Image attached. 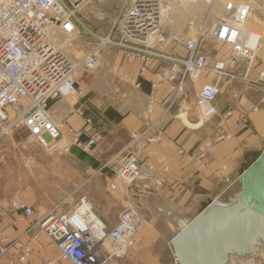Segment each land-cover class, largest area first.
Listing matches in <instances>:
<instances>
[{
  "label": "built area",
  "instance_id": "obj_1",
  "mask_svg": "<svg viewBox=\"0 0 264 264\" xmlns=\"http://www.w3.org/2000/svg\"><path fill=\"white\" fill-rule=\"evenodd\" d=\"M101 1L0 0V140L24 131L18 141L14 140L13 148L26 165L33 160L31 144L49 151L69 153L75 147L90 153L96 138L91 118L84 116V103H78L74 109V113L84 118L78 128L64 126L54 117L50 106L66 97L75 101L84 98L86 92L76 86L74 77L79 68L92 71L99 63L97 53L104 47L119 49L126 58L139 61L141 68L156 60L159 71L150 82L152 89L174 80L181 85L185 78L198 86L203 74H211V80L198 87L195 98L196 113L203 119L216 114L214 103L219 95V82L237 77L240 64L244 67L241 80L250 82L248 74L258 59L257 48L263 36L244 26L252 11L264 13L253 0H222V16L209 19L210 27H206L208 19L189 20L185 33H172L168 37L163 32L162 23L167 18L164 12L178 0H123L116 14L104 11L109 17L105 35L85 27L78 12L84 4ZM82 28L97 43L76 61L68 54L65 44L72 42ZM168 40L180 46L183 55L166 51L163 44ZM204 42L226 44L227 55L208 63L207 54L201 50ZM260 62L258 76L263 78L264 57ZM172 102V99L165 101L164 109L168 110ZM155 103L150 97L147 114ZM154 139V136L146 137L148 141ZM115 177L133 186L137 193L152 192L164 184L128 152L119 159ZM110 188L117 189L116 183L112 182ZM92 210L91 202L82 198L68 212L48 210L36 217L18 194L11 195L8 211L13 217L6 228L0 227V264H30L32 249L27 244L20 246L9 262L1 259L10 243L5 232L25 217L34 218V226L55 242L59 258L68 263L118 264L129 257L143 223L140 208L128 201L112 228L102 223L97 225L91 217ZM37 264L54 263L42 259Z\"/></svg>",
  "mask_w": 264,
  "mask_h": 264
},
{
  "label": "crops",
  "instance_id": "obj_2",
  "mask_svg": "<svg viewBox=\"0 0 264 264\" xmlns=\"http://www.w3.org/2000/svg\"><path fill=\"white\" fill-rule=\"evenodd\" d=\"M253 1L264 10V0ZM246 21H251L255 28L263 29L264 13L254 10ZM219 44L220 51L213 54L201 47L202 52L207 54L208 63L227 55L228 46ZM104 48L116 50L113 56L102 61L109 64L116 75V84L109 87V96L101 100L85 91L86 95L79 101L66 97L52 102L50 106L54 117L64 126L69 124L78 128L84 118L74 113V109L78 103H84V116L92 120L95 145L90 153L75 147L69 153L50 151L66 156L62 159L64 162L69 156L75 169L71 165H63L62 176L70 184L75 181L78 202L82 198L91 202L95 218L107 228L116 224L118 214L128 201L132 200L140 208L143 223L136 234L130 256L125 260L127 264H175L170 241L177 231L178 220L194 215L199 204L206 199L224 200L233 195L236 189L225 196L219 193L231 187L233 182H238V171L247 153L260 151L258 149L264 146V109L258 108L264 102V77L258 76L262 68L260 60L264 57V38L257 48L258 59L248 74L250 82L241 80L244 73L241 64L236 70L237 77L220 80L219 95L214 103L216 114L207 119L196 114L195 98L198 87L209 82L211 74H203L198 86L185 78L181 85L174 80L152 89L150 82L157 78L159 71L156 60L141 68L139 61L126 58L119 49L111 46ZM164 49L180 55L184 53L171 40ZM103 73L97 70L94 78H101ZM75 81L76 86L81 87V82ZM239 83L246 85L245 88L239 89ZM192 87L194 95L188 93ZM150 97L156 103L152 112L147 114ZM170 99L173 102L165 110L164 102ZM246 113L245 123L241 122V116L243 118ZM146 128L147 133L141 135ZM14 135L21 138L24 131ZM138 135L141 137L138 138ZM147 136H154L155 139L148 141ZM10 144L11 148L7 140L0 141L1 228H6L13 217L8 211L11 195L17 194L21 188H32L34 177L33 172L24 170V165H27L15 154L14 141ZM35 150L41 149L30 146L31 152L35 153ZM41 151L45 153V149ZM126 152L134 155L164 184L152 192L137 193L133 186L118 180L115 167ZM80 153L86 154L89 159L80 160ZM94 163L98 165L95 167ZM112 182L116 183L117 189L110 188ZM24 201L32 208L31 200ZM118 205L122 207L120 211ZM73 208L67 206V212ZM5 234L10 243L7 253L1 256L3 261L9 262L12 254L27 244L32 249L30 264H37L42 259L65 264L59 258L55 242L42 229L34 226L33 217H25L10 226ZM165 256L167 259H164ZM125 262L119 260L118 264Z\"/></svg>",
  "mask_w": 264,
  "mask_h": 264
},
{
  "label": "rangeland",
  "instance_id": "obj_3",
  "mask_svg": "<svg viewBox=\"0 0 264 264\" xmlns=\"http://www.w3.org/2000/svg\"><path fill=\"white\" fill-rule=\"evenodd\" d=\"M122 2L123 0H102L99 4H96L94 2L87 3L79 8V16L85 27L97 32L100 35H105L109 28V17L104 13V11L109 13L110 15H114L118 12V9L121 6ZM164 13L167 16V18L162 23L164 35L168 37L172 33L183 34L187 31V22L189 20L198 22L208 19L205 23L206 27H210L211 23L209 22V19H213V17L217 16H222V0H178L173 5H171V7L168 8ZM245 26L246 29L259 31L264 38V27L263 29H259L260 27L255 28L251 21L246 22ZM96 43L97 42L95 41V39H93L86 32V29L82 28L80 33L77 34V37L72 42L67 41L65 46L69 50L68 54L70 55V57L78 61L81 60L84 54L90 51L96 45ZM167 43L168 41L163 44V47ZM202 47L213 54L214 52L220 51L221 46L219 43L204 42L202 44ZM115 52L116 50L114 48H102L100 49L99 53H97V57L100 59V61L92 71H87L84 68L78 69L74 79L81 82V87L84 88L88 95H96V97L101 100H104L105 98H107V96H109V87L116 84V75L114 71H112L111 66L106 62L102 63V61L108 56H113ZM101 63L104 65H102ZM97 70L104 72L101 78H94ZM245 86L246 85L239 83V89L245 88ZM193 92L194 88L192 87V89H190L188 93L190 95H194ZM258 108L264 109V102L261 103ZM243 115L244 117L241 122L245 123V116H247V113ZM16 139H20V136H6L1 140H7V143L11 148L10 143ZM31 146L37 145L31 144ZM39 149L41 148L39 147ZM261 149L262 146L258 150ZM41 150H35V153L37 154L31 152L32 158L34 157L32 163L28 164L27 166L24 165L25 171L29 170L34 173L32 188H21V190L17 194L23 200H31L32 210L34 211V216L36 217L38 215L44 214L48 210H53L57 213L67 212V206H76L78 202V195L75 191V181L70 184L62 176L64 174L63 165H71L74 169L75 165L69 159V156L64 162L62 161V159L66 156L58 154L59 152L45 150V153H42ZM231 185V187H228L226 190L219 193L220 196L230 194L234 189H240L239 181L233 182ZM118 207L120 211L122 207H120L119 205ZM155 246L157 249H159L158 244H156ZM254 249L255 250L253 252L244 254V257H242V259H245L247 264H264V240H260V243L256 244ZM234 257L239 258L237 255H235ZM126 259L127 258L120 261L125 262ZM164 259H167L166 256L164 257ZM231 261L228 264H231ZM65 264L69 263L65 261ZM125 264H127V262H125Z\"/></svg>",
  "mask_w": 264,
  "mask_h": 264
},
{
  "label": "water",
  "instance_id": "obj_4",
  "mask_svg": "<svg viewBox=\"0 0 264 264\" xmlns=\"http://www.w3.org/2000/svg\"><path fill=\"white\" fill-rule=\"evenodd\" d=\"M238 173L233 195L206 199L178 220L170 241L176 264H223L228 254H249L264 240V146L247 153Z\"/></svg>",
  "mask_w": 264,
  "mask_h": 264
},
{
  "label": "bare ground",
  "instance_id": "obj_5",
  "mask_svg": "<svg viewBox=\"0 0 264 264\" xmlns=\"http://www.w3.org/2000/svg\"><path fill=\"white\" fill-rule=\"evenodd\" d=\"M246 25V24H245ZM246 27V26H244ZM246 29V28H245ZM91 217L95 220V223L98 225V224H101L97 221V219L95 218L94 214L91 213ZM262 253V251H261ZM237 255L239 258H235L234 256ZM263 255V253H262ZM242 257H244V254L240 253V252H232L230 254H228L226 256V258L224 259V262L223 264H228L231 260V264H247V262L245 261V259H242Z\"/></svg>",
  "mask_w": 264,
  "mask_h": 264
},
{
  "label": "trees",
  "instance_id": "obj_6",
  "mask_svg": "<svg viewBox=\"0 0 264 264\" xmlns=\"http://www.w3.org/2000/svg\"><path fill=\"white\" fill-rule=\"evenodd\" d=\"M117 118H120V116L117 115ZM78 158H79L80 160H81V159H84V160L89 159V157H88L86 154H84V153H80V154L78 155ZM93 165L96 167V165H98V163H94Z\"/></svg>",
  "mask_w": 264,
  "mask_h": 264
}]
</instances>
